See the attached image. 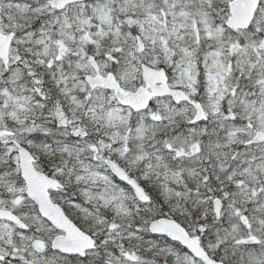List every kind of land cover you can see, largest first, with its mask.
Segmentation results:
<instances>
[{
    "label": "snow or ice",
    "instance_id": "6c2138e0",
    "mask_svg": "<svg viewBox=\"0 0 264 264\" xmlns=\"http://www.w3.org/2000/svg\"><path fill=\"white\" fill-rule=\"evenodd\" d=\"M0 264H264V0H0Z\"/></svg>",
    "mask_w": 264,
    "mask_h": 264
}]
</instances>
